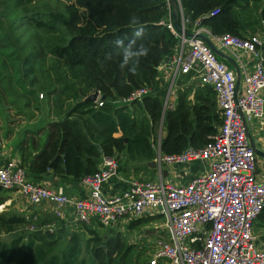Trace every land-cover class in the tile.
<instances>
[{"label": "trees", "instance_id": "1", "mask_svg": "<svg viewBox=\"0 0 264 264\" xmlns=\"http://www.w3.org/2000/svg\"><path fill=\"white\" fill-rule=\"evenodd\" d=\"M67 1L59 18L56 15L46 17L34 10L22 15V23L30 20L28 28L40 33H54L50 40V55L64 63L70 80L78 83L75 85L82 97L74 105H66L72 99L71 93L68 88L60 89L61 94L68 97L60 108L65 105L67 108L58 113L62 118L51 124L48 145L38 154L31 168L33 173L44 174L52 170L57 176L81 181L98 172L103 156L116 158L120 172L122 159L117 154H126L132 162L154 161L157 154L152 137L162 119L163 155H179L190 147L201 149L214 141L222 118L211 87L181 88L175 107L165 113L162 96L157 93L163 82L159 69L180 44L162 24L168 17L165 0ZM181 4L193 23L201 19V25L209 28L213 35L230 34L246 39L255 28H262L264 24V0H181ZM133 16L140 19L145 30L142 41L137 44L143 43L149 49L134 74L127 68L121 71V57L114 45L118 39L123 38L127 43L132 38L136 27L130 24ZM109 53L112 59L106 60ZM38 56L33 52L24 63L28 64L27 60L33 61ZM33 73L32 67L26 69L29 78ZM48 80L51 87L54 81L50 76ZM56 80L61 86L63 75H58ZM145 87L151 88L153 94L142 102L115 104ZM96 91L106 97L101 108H97L95 102L84 101ZM35 93L37 89L27 92L28 95ZM49 93L55 94V90H49ZM136 106L143 115L139 110L131 113L132 107ZM25 107L30 108L31 104ZM7 193L9 191L0 187V206L7 201L4 197ZM154 219L133 221L130 228L135 229ZM54 223L58 227L52 232L47 226ZM259 223L257 226L264 229V211ZM80 225L83 233L71 234L58 218L0 214V264H150L141 262L139 248L127 244L120 234L109 232L107 237L101 236L99 229ZM28 226L37 230L16 235ZM261 239L264 242V236ZM63 246L65 248L59 252Z\"/></svg>", "mask_w": 264, "mask_h": 264}, {"label": "built area", "instance_id": "2", "mask_svg": "<svg viewBox=\"0 0 264 264\" xmlns=\"http://www.w3.org/2000/svg\"><path fill=\"white\" fill-rule=\"evenodd\" d=\"M165 1L168 17L162 24L180 44L159 69L168 88L164 111L172 107L177 80L190 76L200 86L214 90L222 126L214 141L201 149L190 147L169 156L162 155L159 148L157 166L162 173L166 167L199 162L207 163L208 171L186 185L169 184L163 179L132 180L127 190L108 197L104 187L119 177L120 164L114 157L103 156L98 172L82 179L84 197L74 199L62 189L33 183L23 166L0 162V187L18 193L32 205L54 206L55 215L61 219L69 207L77 222L90 225L97 220L106 229L114 228L123 219L162 216L169 238H159L154 245L155 258L162 264H264V248L255 234V224L264 211V169L258 170L248 139L252 121L264 118V38L213 35L201 25V19L192 22L181 0H176L177 30L173 2ZM203 36L243 66L248 59L254 61L252 70L245 72L244 89L238 88L236 74ZM152 94V89L145 87L115 104L142 102ZM102 97L98 92L97 108L104 106ZM40 98L44 96L41 94ZM57 227L54 223L47 229L53 232Z\"/></svg>", "mask_w": 264, "mask_h": 264}, {"label": "crops", "instance_id": "3", "mask_svg": "<svg viewBox=\"0 0 264 264\" xmlns=\"http://www.w3.org/2000/svg\"><path fill=\"white\" fill-rule=\"evenodd\" d=\"M250 35L251 36L257 35V36H261L264 38V24L262 28H258V27L255 28V31L253 30ZM177 50L178 48L175 50V52ZM221 52L223 53L224 57L218 56L219 59L222 60L236 74L237 81L239 84L238 88L240 90L244 89L245 88V85H244L245 72L247 70L248 71L252 70L254 61L252 59H248L247 65L243 66L239 64L227 52L225 51H221ZM198 86L202 88V86H200L197 80L194 79L193 77L188 76V77L179 78V80H177L176 85H175V90H177V92H176L175 97L171 101V105H172L171 109H173L177 103V100L179 97L178 96L179 90L181 88H186V87L197 88ZM162 87L164 88L162 89L163 96L161 93L159 95L162 96V99L164 101L167 95L168 88L164 85L163 82H162L161 88ZM133 108L135 107H132L131 113L134 111ZM15 111H17L18 113ZM30 112L31 113L35 112L37 115L36 109L31 108V107L28 109L22 108L20 111L13 110L11 108H3L2 110L0 109V162L3 164L12 163V164L23 166L27 170L29 178L35 184L46 186L53 190L62 189L65 195H67L68 197L74 198V199H79V198L84 197L85 189L83 187L82 180L76 181L71 178L57 176L53 173L52 170H49L44 174H35L32 172L31 168L34 162L36 161L38 154H40L48 145L51 124L57 122L58 120L51 121V122H48L47 124L40 125L43 119L41 122H39V120L36 118L29 119L28 117L33 115ZM165 112L166 111H164V113ZM45 116L48 117V115H45ZM13 117H15V119H13ZM159 125H162V128H163V119ZM159 125H157V127ZM157 127L153 133L152 140L154 143H157L159 146L158 149H156L153 143L156 154L158 155L159 148L161 151V141H162V138L165 136V132L160 131L161 133L158 134L156 131ZM21 135L22 137L20 138ZM248 139H249L250 144H252L253 148L255 149L256 163H257L258 170L262 171L264 169V118L256 119L252 121L248 129ZM117 156L122 159L121 165L123 169L120 172L119 177L112 179L105 185L104 192H105V195H107L108 197H113L127 190L129 188V182L132 180L158 181L160 179H163L164 182L169 183V184L171 183V184L186 185L192 179L202 175V173L208 171L209 169V165L207 163L196 162V163H191V164L184 165V166L166 167L163 169L161 173L158 169V166L156 169L153 167H149V164L153 161H150V162L147 161V162H142V163L132 162L126 154H120V156L117 154ZM156 159L154 161H156ZM10 193L13 194L14 192H10ZM10 196L11 197L10 199L6 201L5 206H3L4 205L3 204L2 206H0V208L1 207L8 208L10 203L12 205L15 199L20 198V200L22 201L24 205L23 207L20 206V210L23 212L24 216L28 217L33 214H37L38 216L45 218V219L46 218H51V219L58 218L59 223L65 226L66 229L69 231V233L71 234L78 233L79 235L83 233L81 225L79 222H77L75 212L72 208L66 207L64 209L63 217L61 219L55 215V212H54L55 207L52 205H49L46 203L41 204V205H32L31 203L24 200L16 192L15 194L10 195ZM146 218H156V219L146 224H142L137 228H141L142 226H148V225L155 226L156 224H159V222H163V223L166 222L164 217L159 216V215H156L154 217H146ZM94 222H97V221L95 220ZM132 222L133 221L131 220L123 219L114 228L108 229L107 231V229L100 228L98 224L93 223L92 221L89 228L99 229L98 231L101 234V236L103 235L107 237V234L110 232L112 234H120L125 239V237L127 238V232H125L124 230L125 228H128L132 232L134 231L133 233L134 235H136L135 231L137 230V228L135 229L130 228ZM256 225H260L259 219L256 222L255 227ZM161 228H162L161 226L154 227L153 230H155L157 233L159 230H161ZM260 228H262L263 233L260 236L258 235V239H259V243L264 248V244H262L261 242L262 240L261 238L264 236V229L263 227H260ZM130 237H133V236L131 235ZM162 237L163 236L161 235H157V237H154V240H153L154 243L152 244V246L155 245V241L157 239L162 238Z\"/></svg>", "mask_w": 264, "mask_h": 264}, {"label": "rangeland", "instance_id": "4", "mask_svg": "<svg viewBox=\"0 0 264 264\" xmlns=\"http://www.w3.org/2000/svg\"><path fill=\"white\" fill-rule=\"evenodd\" d=\"M67 3V0H0V39H2L0 40L1 110L3 108H11L20 111L22 108H26L25 106L30 103L31 108L36 109L37 115L35 112H30L33 115L28 118H36L39 122L43 119L40 123V125H43L51 121H59L62 117H59L58 113L60 111L65 112L67 108L66 105L72 106L75 102L82 99L81 95L78 93L79 87L75 85L78 83L70 80L67 67L62 61L50 55V40H52L51 36L54 33H40L28 28L30 20H26L24 22L25 24L22 23V15L30 10L40 12L45 16L56 15L58 17L64 13ZM26 16L28 17L30 14ZM47 20L49 21L48 18ZM33 52L38 53V58L33 61L27 60L28 64L24 63L25 59L28 56L30 57ZM28 67H32L34 70L31 78L26 74V69H28ZM58 75H63L64 77V83L61 86L56 82ZM48 76L51 77V81H54L51 87ZM61 88H68V93H71L69 95H71L70 98H72L69 104H66L63 108L60 107L68 97L61 94ZM30 89H37V93L28 95L27 92ZM162 89L164 88H160L158 94L161 93L163 96ZM49 90H55V94H50ZM41 94L44 96L42 99L40 98ZM136 107L133 109L139 110L143 115L141 109ZM45 115H48V117ZM13 119H15V117H13ZM156 131L158 134L161 133L163 131L162 125H159ZM21 137L22 135L20 138ZM154 146L156 149L159 147L157 143H154ZM13 194H15V192ZM13 194L9 191V193L4 194V197L8 200L11 197L10 195ZM5 204L3 206H5ZM10 205L11 203L8 208L1 207L0 214L24 215L20 210V206H24L20 198L15 199L12 205ZM160 226L162 227L161 230L156 233L153 228ZM166 227V222H159V224L155 226H142L141 228H137L135 231L136 235H134V231L132 232L128 228L124 229L125 232H127V238L125 237L127 244L136 245L139 248L141 252V262L162 264V262L156 260L154 246H152V244L154 243V237H157V235H161L165 239L169 238ZM35 230H37V228L28 226L26 229L20 230L16 235L34 232ZM255 230L257 236L263 233L262 228H259L257 225ZM131 235L133 237H130ZM261 242L264 244L262 240ZM64 248L65 246H63L59 252H62Z\"/></svg>", "mask_w": 264, "mask_h": 264}, {"label": "clouds", "instance_id": "5", "mask_svg": "<svg viewBox=\"0 0 264 264\" xmlns=\"http://www.w3.org/2000/svg\"><path fill=\"white\" fill-rule=\"evenodd\" d=\"M130 24L135 27L132 38H129L127 43H125V39H118L114 41V45L116 47L117 55L121 57V62L119 67L121 71L126 68L132 72L133 74L136 72V69L139 65L140 59L143 57H147L149 54V49L143 45V43L137 44V41H142L145 30L141 21L138 17H131ZM106 60L112 59V54L109 53L106 57Z\"/></svg>", "mask_w": 264, "mask_h": 264}, {"label": "water", "instance_id": "6", "mask_svg": "<svg viewBox=\"0 0 264 264\" xmlns=\"http://www.w3.org/2000/svg\"><path fill=\"white\" fill-rule=\"evenodd\" d=\"M173 2V5H174V9H175V12H174V21H175V26L177 28V30H179V25H178V17H177V12H176V0H172ZM203 39L205 40V42L209 45V47L220 57H224L223 53L221 51H219L212 43L211 41L207 38V37H204L203 36ZM263 57H264V47H263ZM237 86H239V84L237 83ZM98 98V92H94L92 94H90L86 99H85V102H95ZM103 100L106 99L105 96L102 97ZM251 147L253 148V145L251 144ZM254 149V148H253ZM98 150L100 152V154L102 155V150L100 147H98ZM255 151V149H254ZM149 167H153V168H157V162L156 161H153L149 164ZM5 237H2L1 240L2 241H5Z\"/></svg>", "mask_w": 264, "mask_h": 264}]
</instances>
